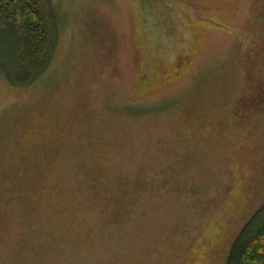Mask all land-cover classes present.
Instances as JSON below:
<instances>
[{
	"label": "rangeland",
	"instance_id": "374dc122",
	"mask_svg": "<svg viewBox=\"0 0 264 264\" xmlns=\"http://www.w3.org/2000/svg\"><path fill=\"white\" fill-rule=\"evenodd\" d=\"M52 6L49 70L0 73V264H225L264 204V0Z\"/></svg>",
	"mask_w": 264,
	"mask_h": 264
},
{
	"label": "trees",
	"instance_id": "16d2710c",
	"mask_svg": "<svg viewBox=\"0 0 264 264\" xmlns=\"http://www.w3.org/2000/svg\"><path fill=\"white\" fill-rule=\"evenodd\" d=\"M52 0H0V73L13 86L35 83L57 47ZM225 264H264V204L233 241Z\"/></svg>",
	"mask_w": 264,
	"mask_h": 264
},
{
	"label": "flooded vegetation",
	"instance_id": "af4514ba",
	"mask_svg": "<svg viewBox=\"0 0 264 264\" xmlns=\"http://www.w3.org/2000/svg\"><path fill=\"white\" fill-rule=\"evenodd\" d=\"M145 63L148 65V66H152V63H153V58H147ZM185 66L184 67H187V66H190V59H188L187 62H184ZM173 76V75H172ZM155 76H153L152 78L150 77H146L145 80H142V78H140V81H141V84L146 88V89H152L155 87V84H156V81L154 79ZM166 77V76H165ZM156 78V77H155ZM143 81V83H142ZM264 89V88H263ZM254 107L252 108L253 110H251L252 112L250 113H245L243 116H244V121H246L245 119H249L250 118V115L252 113V115H258L260 114L261 112H263V109H264V92L263 94L260 96V98L257 100V102H255V105H253ZM248 110L251 109L250 108H247Z\"/></svg>",
	"mask_w": 264,
	"mask_h": 264
}]
</instances>
